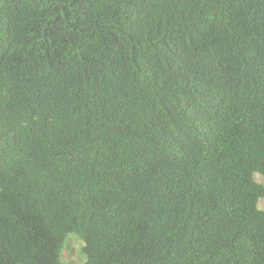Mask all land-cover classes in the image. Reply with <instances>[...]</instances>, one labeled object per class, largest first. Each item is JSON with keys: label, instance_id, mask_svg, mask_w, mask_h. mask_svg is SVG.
<instances>
[{"label": "trees", "instance_id": "obj_1", "mask_svg": "<svg viewBox=\"0 0 264 264\" xmlns=\"http://www.w3.org/2000/svg\"><path fill=\"white\" fill-rule=\"evenodd\" d=\"M264 0H0V264H264Z\"/></svg>", "mask_w": 264, "mask_h": 264}, {"label": "rangeland", "instance_id": "obj_2", "mask_svg": "<svg viewBox=\"0 0 264 264\" xmlns=\"http://www.w3.org/2000/svg\"><path fill=\"white\" fill-rule=\"evenodd\" d=\"M257 181L264 184V178L260 175L256 176ZM259 207L264 210V199L260 200ZM84 243L75 235H69L66 239L65 246L62 251L63 264H85L86 258L83 254Z\"/></svg>", "mask_w": 264, "mask_h": 264}, {"label": "clouds", "instance_id": "obj_3", "mask_svg": "<svg viewBox=\"0 0 264 264\" xmlns=\"http://www.w3.org/2000/svg\"><path fill=\"white\" fill-rule=\"evenodd\" d=\"M260 208V207H259ZM69 235H75V234H72V233H69L68 234V236ZM75 236H77V235H75ZM78 237V236H77ZM79 239H81L80 237H78ZM81 241H83V243H84V246L86 245V242L83 240V239H81ZM65 246V245H64ZM63 251V250H62ZM62 256V255H61ZM61 262H62V258H61Z\"/></svg>", "mask_w": 264, "mask_h": 264}]
</instances>
